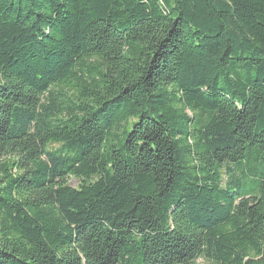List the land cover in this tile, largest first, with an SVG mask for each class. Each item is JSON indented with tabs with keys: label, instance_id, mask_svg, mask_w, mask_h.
<instances>
[{
	"label": "trees",
	"instance_id": "trees-1",
	"mask_svg": "<svg viewBox=\"0 0 264 264\" xmlns=\"http://www.w3.org/2000/svg\"><path fill=\"white\" fill-rule=\"evenodd\" d=\"M198 260L264 264V0H0V264Z\"/></svg>",
	"mask_w": 264,
	"mask_h": 264
},
{
	"label": "rangeland",
	"instance_id": "rangeland-1",
	"mask_svg": "<svg viewBox=\"0 0 264 264\" xmlns=\"http://www.w3.org/2000/svg\"><path fill=\"white\" fill-rule=\"evenodd\" d=\"M70 183L72 184V185H74V186H76L77 185V180H75V179H70ZM204 262L202 261V260H198L197 261V264H203Z\"/></svg>",
	"mask_w": 264,
	"mask_h": 264
}]
</instances>
